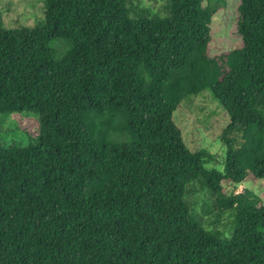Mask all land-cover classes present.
Here are the masks:
<instances>
[{
	"label": "trees",
	"instance_id": "1",
	"mask_svg": "<svg viewBox=\"0 0 264 264\" xmlns=\"http://www.w3.org/2000/svg\"><path fill=\"white\" fill-rule=\"evenodd\" d=\"M239 1L242 46L216 56L204 0H167L166 16L45 0L46 22L15 30L0 9V114L40 122L27 146L0 135V264H264V203L226 188L264 182V0ZM206 90L229 117L224 171L174 120ZM195 183L234 211L231 236L193 213Z\"/></svg>",
	"mask_w": 264,
	"mask_h": 264
},
{
	"label": "rangeland",
	"instance_id": "2",
	"mask_svg": "<svg viewBox=\"0 0 264 264\" xmlns=\"http://www.w3.org/2000/svg\"><path fill=\"white\" fill-rule=\"evenodd\" d=\"M167 0H128L131 15L140 10L151 14L168 15ZM239 0H204L203 5L217 8L211 25L212 40L209 52L212 56L224 55L242 46L238 33ZM2 22L7 29L36 28L46 22L45 0H1ZM51 47L56 57H63L70 49L66 40L53 41ZM174 120L181 129L186 145L193 151L206 149L213 155V160L206 163L207 169L224 171L226 147L221 140L224 129L229 124V117L210 90L194 95L183 101L175 112ZM39 115L33 112L0 114V135L6 147L27 146L35 142L39 135ZM124 135L113 134L114 140H123ZM228 193H241L251 190L264 203V182H243L226 187ZM187 199L193 213L210 230H220L225 236H231L234 230V211L219 214L214 205L213 196L199 183L188 187Z\"/></svg>",
	"mask_w": 264,
	"mask_h": 264
}]
</instances>
